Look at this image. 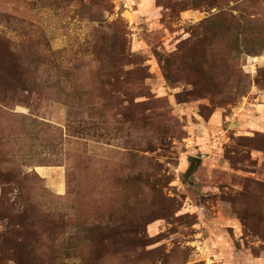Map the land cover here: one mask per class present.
I'll return each instance as SVG.
<instances>
[{
	"label": "rangeland",
	"instance_id": "374dc122",
	"mask_svg": "<svg viewBox=\"0 0 264 264\" xmlns=\"http://www.w3.org/2000/svg\"><path fill=\"white\" fill-rule=\"evenodd\" d=\"M0 264H264V0H0Z\"/></svg>",
	"mask_w": 264,
	"mask_h": 264
},
{
	"label": "trees",
	"instance_id": "16d2710c",
	"mask_svg": "<svg viewBox=\"0 0 264 264\" xmlns=\"http://www.w3.org/2000/svg\"><path fill=\"white\" fill-rule=\"evenodd\" d=\"M193 161H194V160L192 159V164H190V167H192V166L194 165V164H193Z\"/></svg>",
	"mask_w": 264,
	"mask_h": 264
}]
</instances>
